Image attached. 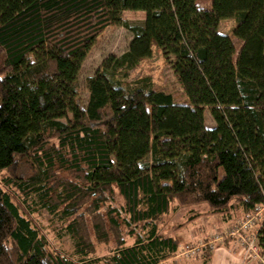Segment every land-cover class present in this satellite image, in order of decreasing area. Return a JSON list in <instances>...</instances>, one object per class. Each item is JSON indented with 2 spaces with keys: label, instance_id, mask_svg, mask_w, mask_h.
<instances>
[{
  "label": "trees",
  "instance_id": "16d2710c",
  "mask_svg": "<svg viewBox=\"0 0 264 264\" xmlns=\"http://www.w3.org/2000/svg\"><path fill=\"white\" fill-rule=\"evenodd\" d=\"M197 1L0 0V264H161L181 247L175 233L207 215L201 205L261 209L264 253V0ZM126 11L145 18L130 24ZM229 19L231 36L218 30ZM110 26L131 40L86 79L82 107L81 66ZM153 47L183 101L150 76L128 82ZM99 245L112 248L98 256ZM201 250L208 264L213 247Z\"/></svg>",
  "mask_w": 264,
  "mask_h": 264
},
{
  "label": "rangeland",
  "instance_id": "374dc122",
  "mask_svg": "<svg viewBox=\"0 0 264 264\" xmlns=\"http://www.w3.org/2000/svg\"><path fill=\"white\" fill-rule=\"evenodd\" d=\"M196 6L201 10H209L211 7V3L210 0H198L196 2ZM144 18L145 14L143 12L126 11L122 14V20L129 22L130 24H140L144 20ZM234 26L235 22L232 19L223 20L219 23L218 30L224 35L231 36ZM131 37V33L124 27L110 26L107 27L97 38L96 43L84 60L78 76L80 105L82 107L85 106L88 98V93L85 88L86 79L95 73L101 62L107 56H120L121 54H123L128 48ZM145 76L151 77V81L155 89L164 90L168 93H171L174 101L176 102L183 101L181 89L179 88L169 65L165 63L160 50L155 47L152 48V57L143 60L135 69H133L129 73L128 82ZM205 126L207 129H211L214 127V123L208 113H205ZM31 200L32 202L37 203V195L34 194L31 197ZM193 208H195L194 210H198L199 213H204L207 215H203L202 217L197 219L198 222L190 225L184 230L182 229L179 234H177L179 240L181 241V244L184 245L179 248L175 257L161 264H201V245H205L206 241H211L216 237H222L221 240H218L216 242L222 241V244H220L224 247L227 246L224 242L225 238H227L225 237L227 228H238L239 224L243 223L246 219V216L242 215V213L238 209H235L234 211H231L226 215H212L208 213V209L202 205L195 206ZM188 210L189 208H182L179 209V211L175 214L167 217V219L164 220V223L162 222L163 230L169 232L170 229H172L176 224L183 222V216ZM193 212L195 211H192V213ZM41 216L43 219L44 228H47V231H49V233H47V236L52 244L64 255L72 257L73 245L70 236L63 237L61 242H54L55 238L53 234L54 232H52V230L60 227V224L56 222V220L52 221V219L55 217L54 214L50 213L48 210H42ZM254 230L255 228L251 229L248 233L251 234L254 232ZM201 232L203 234V237L198 236ZM202 238L203 240L207 238L208 239L205 242H199ZM211 243L213 244L212 241ZM191 244L198 245L194 246ZM111 248L112 245H99L96 248L95 255L103 256L107 254L108 251L111 250ZM237 248L238 250H235L236 254H239V257L242 260L238 241ZM242 263L253 264L251 262L243 261Z\"/></svg>",
  "mask_w": 264,
  "mask_h": 264
},
{
  "label": "built area",
  "instance_id": "2783aa9c",
  "mask_svg": "<svg viewBox=\"0 0 264 264\" xmlns=\"http://www.w3.org/2000/svg\"><path fill=\"white\" fill-rule=\"evenodd\" d=\"M261 212L262 210L260 209L257 210L256 213L246 216V219L243 223L239 224L238 228H232L225 233V237L236 238V240L239 242L240 255L243 262L264 264V253L257 244V229L260 224ZM253 228H255L254 232L249 234L248 232ZM221 239L222 237H216L212 239V242Z\"/></svg>",
  "mask_w": 264,
  "mask_h": 264
},
{
  "label": "crops",
  "instance_id": "0c3cea01",
  "mask_svg": "<svg viewBox=\"0 0 264 264\" xmlns=\"http://www.w3.org/2000/svg\"><path fill=\"white\" fill-rule=\"evenodd\" d=\"M196 222H198V221L196 220V221L190 223L185 228L189 227L190 225H192V224H194ZM231 229H232V227H228L226 232L231 230ZM179 232L180 231L175 233V237L176 238H178L177 234H179ZM198 236L203 237L202 232ZM227 238H229L230 240L227 241ZM227 238H225L226 241H224L225 245H227L225 247L221 245L222 241L221 242L214 241L213 244H212L211 243L212 240L211 241L210 240L206 241L208 238L204 239V240H203V238L200 239L199 242H205L206 241V242L209 243V245L211 247L213 246V251L211 253V258H210L208 264H246V263H242V260L240 259L239 254L238 255L236 254L235 250H238L236 238H230V237H227ZM182 245H184V244H181V246ZM191 245H194V244H191ZM201 246H204V245H201Z\"/></svg>",
  "mask_w": 264,
  "mask_h": 264
}]
</instances>
